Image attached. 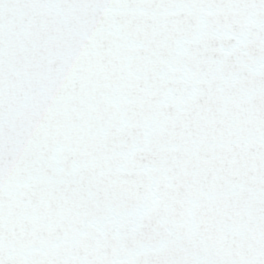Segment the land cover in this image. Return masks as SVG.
Wrapping results in <instances>:
<instances>
[{"label":"snow or ice","instance_id":"1","mask_svg":"<svg viewBox=\"0 0 264 264\" xmlns=\"http://www.w3.org/2000/svg\"><path fill=\"white\" fill-rule=\"evenodd\" d=\"M0 264H264V0H0Z\"/></svg>","mask_w":264,"mask_h":264}]
</instances>
